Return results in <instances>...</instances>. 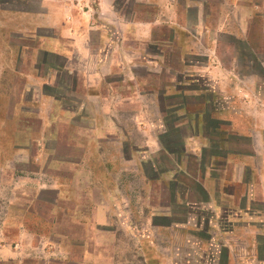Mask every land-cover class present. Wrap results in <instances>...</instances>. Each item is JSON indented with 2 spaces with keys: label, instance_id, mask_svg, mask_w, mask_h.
Here are the masks:
<instances>
[{
  "label": "crops",
  "instance_id": "1",
  "mask_svg": "<svg viewBox=\"0 0 264 264\" xmlns=\"http://www.w3.org/2000/svg\"><path fill=\"white\" fill-rule=\"evenodd\" d=\"M9 1L22 7L3 9L20 17L17 27L8 26L9 33L46 45L39 50L52 61L50 87L83 98L71 100L68 117L71 124L86 123L84 156L101 158L99 179L122 175L130 169L125 165H134L147 188L172 191L171 203H160V211L148 217L154 226L157 219L171 222L166 228L181 226L185 243L199 255L208 237L200 240L205 230L192 223L208 214L206 230L214 226V264H236L237 251L249 257L243 264H264V0H227L226 6L214 7L212 32L206 11L187 1L179 7L183 14L197 9L194 22L170 0H140L162 9V17L146 20L125 16L124 2L119 5L118 0ZM256 22H261L262 36L255 40L251 30ZM159 28L185 37L157 36ZM240 44L247 54L243 62ZM171 50L178 52V69L170 64ZM140 67L146 68L145 77L138 73ZM6 71L4 65L0 78ZM61 76L73 79L74 85L69 81L63 86ZM173 99L179 101L173 104ZM127 105L144 137L142 146L119 118ZM168 116L177 123L170 125ZM0 124L4 128L6 122ZM110 142L114 148L103 149ZM140 155L147 159L142 166L137 163ZM90 164L85 159L83 166L96 176ZM145 164L155 177L147 175ZM118 182L115 177L114 190ZM50 189L57 191L53 185ZM176 209L184 213L182 221ZM108 212L99 208L93 220L106 224ZM5 218L3 235L10 231V217Z\"/></svg>",
  "mask_w": 264,
  "mask_h": 264
},
{
  "label": "rangeland",
  "instance_id": "2",
  "mask_svg": "<svg viewBox=\"0 0 264 264\" xmlns=\"http://www.w3.org/2000/svg\"><path fill=\"white\" fill-rule=\"evenodd\" d=\"M170 1L178 8L186 1L200 4L209 15L210 32L214 30V7L227 4V0ZM253 1L252 4L259 2ZM9 2L0 0V69L4 65L7 68L5 76L0 78V120L6 122L4 128L0 124V264H214V254L210 251L214 226L210 225V230H206L208 214H204L203 220L196 219L192 223V226L199 225L205 230L200 240L208 237L198 255L191 244L185 243L181 226L166 228L171 222L164 219L155 220L154 226L153 220H148L153 211H160V203L165 206L171 203L170 189L161 193L159 188H147L141 173L134 171V165H125L133 171L127 169L122 175L117 172L101 178L106 182L99 179L101 158L92 160L84 156V148L88 145L87 125L81 120L71 124L69 118L71 100L82 102L83 98L78 96L80 94L69 95L64 88L58 93L50 87L52 61L39 50L46 45L9 33L8 26L17 27L20 17L17 13H4L3 9L22 8L18 3L9 5ZM118 2L119 5L124 2L125 16L145 20L162 17L161 6L146 7L140 4V0ZM196 10L192 7L185 14L181 10L180 14L194 22ZM260 24L252 25L255 40L262 36ZM156 35H165L168 39L185 37L167 28L156 29ZM239 52L240 62H243L247 54L241 44ZM170 54L172 68L178 69L177 50H171ZM137 71L145 77V67ZM58 79L63 86L69 81L74 85L73 79L66 76ZM54 96L61 100L56 103ZM171 101L176 104L179 99ZM87 112L91 113V110ZM119 112L124 129L131 133L135 144L142 146L144 137L131 121L134 110L127 105ZM168 120L170 125L177 123L173 116H168ZM2 135H5L3 139ZM176 135L174 132L172 138ZM169 143L172 147L177 145L172 140ZM102 147L110 151L114 143ZM125 152L128 157L127 148ZM85 159L87 165L94 164L96 176L84 168ZM137 160L140 166L143 160L147 161L143 155ZM145 167L148 176L157 175L151 171L150 164ZM115 177L121 182L114 190ZM52 185L57 191H51ZM109 192L112 195L108 197ZM99 208L109 211V220L104 225L93 220ZM176 211L182 221L184 213L179 209ZM8 217L10 231L3 235V218ZM234 256L236 264H243L249 258H244L248 255L238 251Z\"/></svg>",
  "mask_w": 264,
  "mask_h": 264
}]
</instances>
